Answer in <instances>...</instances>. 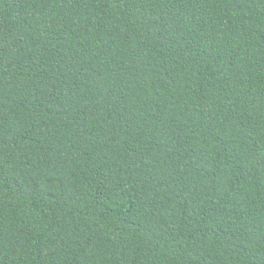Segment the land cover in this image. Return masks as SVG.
Masks as SVG:
<instances>
[{
  "label": "trees",
  "instance_id": "obj_1",
  "mask_svg": "<svg viewBox=\"0 0 264 264\" xmlns=\"http://www.w3.org/2000/svg\"><path fill=\"white\" fill-rule=\"evenodd\" d=\"M0 264H264V0H0Z\"/></svg>",
  "mask_w": 264,
  "mask_h": 264
}]
</instances>
